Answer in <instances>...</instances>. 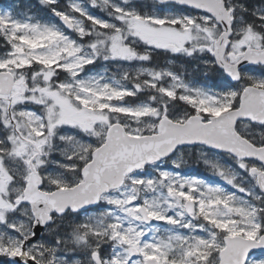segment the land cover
<instances>
[{"label": "snow or ice", "instance_id": "1", "mask_svg": "<svg viewBox=\"0 0 264 264\" xmlns=\"http://www.w3.org/2000/svg\"><path fill=\"white\" fill-rule=\"evenodd\" d=\"M37 2L0 11V264H264V0Z\"/></svg>", "mask_w": 264, "mask_h": 264}, {"label": "trees", "instance_id": "2", "mask_svg": "<svg viewBox=\"0 0 264 264\" xmlns=\"http://www.w3.org/2000/svg\"><path fill=\"white\" fill-rule=\"evenodd\" d=\"M32 0H14V3L17 6H25V5H30L32 2ZM38 4V2H36ZM39 5V4H38ZM35 13H38L39 15H41L42 17H44L46 15V13L44 11L41 10L40 6L37 8V10L35 11ZM179 70V69H178ZM193 167H195L198 171H203V172H207L206 169L204 168L203 165H193Z\"/></svg>", "mask_w": 264, "mask_h": 264}, {"label": "rangeland", "instance_id": "3", "mask_svg": "<svg viewBox=\"0 0 264 264\" xmlns=\"http://www.w3.org/2000/svg\"><path fill=\"white\" fill-rule=\"evenodd\" d=\"M4 10H8V9H5V8H1L0 7V11H4ZM101 70V69H98V71ZM112 71H115L116 69L115 68H111ZM185 173L186 174H191V175H195L197 174V172L191 170V169H186L185 170ZM204 178L206 179H209L211 182H221L218 180V178L214 177V176H210L209 173H205V174H202ZM231 190V189H230ZM155 223V222H154ZM253 256L257 257V258H264V255H261V254H257V253H254Z\"/></svg>", "mask_w": 264, "mask_h": 264}, {"label": "water", "instance_id": "4", "mask_svg": "<svg viewBox=\"0 0 264 264\" xmlns=\"http://www.w3.org/2000/svg\"><path fill=\"white\" fill-rule=\"evenodd\" d=\"M257 251L261 252V253H264V250H260V249H256Z\"/></svg>", "mask_w": 264, "mask_h": 264}]
</instances>
